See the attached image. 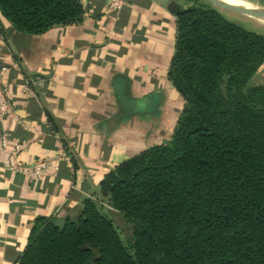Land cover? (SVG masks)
<instances>
[{
	"label": "trees",
	"instance_id": "1",
	"mask_svg": "<svg viewBox=\"0 0 264 264\" xmlns=\"http://www.w3.org/2000/svg\"><path fill=\"white\" fill-rule=\"evenodd\" d=\"M80 0H0L19 33L79 23ZM264 35L211 3L176 18L168 78L184 106L168 142L118 164L100 196L132 234L125 243L102 206L35 219L18 264H264Z\"/></svg>",
	"mask_w": 264,
	"mask_h": 264
},
{
	"label": "crops",
	"instance_id": "2",
	"mask_svg": "<svg viewBox=\"0 0 264 264\" xmlns=\"http://www.w3.org/2000/svg\"><path fill=\"white\" fill-rule=\"evenodd\" d=\"M229 1L264 8V0ZM80 3L79 23L40 35L19 33L0 15L10 107L0 133L23 143L21 163L51 162L31 180L10 171L0 149V264H18L36 218L76 217L85 199L120 219L101 198L100 182L121 162L168 142L184 106L168 72L176 18L192 0H127L117 12L106 0ZM27 82L34 96L21 93Z\"/></svg>",
	"mask_w": 264,
	"mask_h": 264
},
{
	"label": "built area",
	"instance_id": "3",
	"mask_svg": "<svg viewBox=\"0 0 264 264\" xmlns=\"http://www.w3.org/2000/svg\"><path fill=\"white\" fill-rule=\"evenodd\" d=\"M127 0H106L107 10L117 12L122 9ZM7 67L0 64V118L10 114L9 100L4 89V74ZM24 96H34L35 92L28 82L21 88ZM0 149L5 157L7 168L16 173H21L31 180H39L48 172L50 161L47 159H38L32 163H21L19 155L24 149L22 142L11 140L6 132L0 133ZM54 173L57 171L56 164L53 166Z\"/></svg>",
	"mask_w": 264,
	"mask_h": 264
},
{
	"label": "rangeland",
	"instance_id": "4",
	"mask_svg": "<svg viewBox=\"0 0 264 264\" xmlns=\"http://www.w3.org/2000/svg\"><path fill=\"white\" fill-rule=\"evenodd\" d=\"M225 1L227 3H230V4L240 5V4H237L235 2H231L229 0H225ZM199 2L202 3L203 0H192V4L188 8H190L193 5V3H199ZM211 6L214 7L218 12H220L226 19H228L230 21H235L236 23L240 24L244 29L249 30V31H254V32H257L259 34H263L262 31H264V18L254 17L257 20L256 19H250V20L243 21L242 18H248L247 16H249V15L246 16L245 14L233 12L230 10H225L223 8L214 6L213 4H211ZM233 15L235 16V19L233 18ZM251 17H253V16H251ZM262 86H264V66L262 67V70L259 72L258 76H255V74H254V76H252L250 78V80L248 81V84H247V88L252 90V89L262 87ZM119 218L120 219L115 217V218H113V222L112 221L111 222L113 223V225L117 229L120 238L125 243L131 242L132 241L131 230H130L129 226L127 225L124 217L121 214H119Z\"/></svg>",
	"mask_w": 264,
	"mask_h": 264
},
{
	"label": "water",
	"instance_id": "5",
	"mask_svg": "<svg viewBox=\"0 0 264 264\" xmlns=\"http://www.w3.org/2000/svg\"><path fill=\"white\" fill-rule=\"evenodd\" d=\"M214 6L223 8L225 10H230L233 12L257 17V18H264V8L263 7H243V6H238L234 4H230L227 2H224L222 0H205Z\"/></svg>",
	"mask_w": 264,
	"mask_h": 264
},
{
	"label": "bare ground",
	"instance_id": "6",
	"mask_svg": "<svg viewBox=\"0 0 264 264\" xmlns=\"http://www.w3.org/2000/svg\"><path fill=\"white\" fill-rule=\"evenodd\" d=\"M222 1L226 2L225 0H222ZM234 5H235V4H234ZM238 6H242V5H238ZM243 7H250V6H243Z\"/></svg>",
	"mask_w": 264,
	"mask_h": 264
}]
</instances>
